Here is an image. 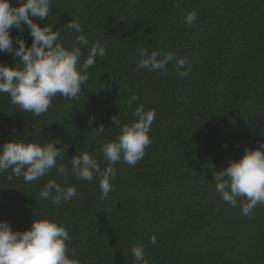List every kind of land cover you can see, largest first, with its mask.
I'll return each mask as SVG.
<instances>
[{"label": "trees", "instance_id": "obj_1", "mask_svg": "<svg viewBox=\"0 0 264 264\" xmlns=\"http://www.w3.org/2000/svg\"><path fill=\"white\" fill-rule=\"evenodd\" d=\"M14 4L15 0H11ZM41 26L61 30L66 47L81 23L89 43L101 41L107 55L88 70L77 99L53 98L40 116L19 110L0 93V145L16 138L46 143L61 138L64 159L87 151L100 161L105 141L116 138L121 123L135 120L143 105L155 111L151 144L134 166L116 165L112 191L101 199L99 178L78 181L70 201L55 206L39 191L49 179L64 185L53 168L25 183L0 174V220L25 230L34 218H48L69 231L70 249L81 264H133L131 248L142 245L149 264H264V204L251 218L221 200L212 170L238 159L245 145L264 143V0H52ZM195 10L197 22L186 25ZM10 35H21L14 27ZM28 46L32 37L25 28ZM140 48L173 52L191 64L183 77L169 64L166 76L137 68ZM83 60L88 48L81 46ZM18 58L0 52V62ZM187 66V65H186ZM132 94L138 101L128 104ZM103 123L106 131L93 135ZM155 235L156 243L150 238Z\"/></svg>", "mask_w": 264, "mask_h": 264}, {"label": "clouds", "instance_id": "obj_2", "mask_svg": "<svg viewBox=\"0 0 264 264\" xmlns=\"http://www.w3.org/2000/svg\"><path fill=\"white\" fill-rule=\"evenodd\" d=\"M52 0H0V52L18 58L15 66L0 62V93L10 96L12 105L23 112L40 116L46 113L53 98L77 99L82 86L89 80L88 70L96 65L97 58L107 55L106 45L97 40L89 43L80 22L70 20L67 28L77 33L74 43L66 47L61 39V30H54L48 23L41 26L37 21L49 17ZM192 26L197 22L195 10L188 12L183 21ZM15 28L21 35L13 38L10 30ZM27 28L32 37L31 45L26 44L23 32ZM81 46L88 48L83 60ZM137 68L150 73L166 76L169 64L183 77H188L191 64L173 52L140 48ZM187 65V66H186ZM132 94L127 103L138 101ZM154 110L139 105L133 112L135 120L121 123L116 115L111 117L112 125L119 127L115 139L105 141L101 146L107 166L101 168L98 158L85 151L70 159L71 168L58 160L64 159L61 138L46 143H35L13 138L0 145V174L11 170L9 179L22 177L25 183L37 181L53 168L64 177V185L49 179L38 196L55 206L70 201L77 194V187L69 185V172L78 181L92 182L99 178L101 199L112 191L116 176V165L120 162L134 166L142 160L146 148L151 144L149 136L155 119ZM106 129L101 123L92 128L93 135H102ZM212 170V179L221 200L237 207L249 218L258 204H264V143L258 147L245 145L243 154L230 160L220 170ZM151 243H156L153 235ZM69 231L65 226L48 218H34L31 226L23 231L13 230L6 219L0 220V264H81L75 249H70ZM133 264H149L142 245L131 248Z\"/></svg>", "mask_w": 264, "mask_h": 264}]
</instances>
